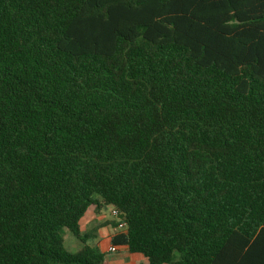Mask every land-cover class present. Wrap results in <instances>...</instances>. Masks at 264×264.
<instances>
[{
    "label": "trees",
    "instance_id": "trees-1",
    "mask_svg": "<svg viewBox=\"0 0 264 264\" xmlns=\"http://www.w3.org/2000/svg\"><path fill=\"white\" fill-rule=\"evenodd\" d=\"M91 207L149 264H264V0H0V264H108Z\"/></svg>",
    "mask_w": 264,
    "mask_h": 264
},
{
    "label": "crops",
    "instance_id": "crops-1",
    "mask_svg": "<svg viewBox=\"0 0 264 264\" xmlns=\"http://www.w3.org/2000/svg\"><path fill=\"white\" fill-rule=\"evenodd\" d=\"M108 208L100 211L95 207H91L81 220V231L88 234L90 237L88 243L93 246H98L102 250L108 264H149L148 259L139 254H131L127 247L114 246L111 244V238L119 232L120 229L112 225L113 222L117 221L105 218L103 212L107 211ZM100 229H106V231L101 236L95 235ZM112 246L115 248L114 251H110ZM81 247L82 244L77 240L75 250L79 251Z\"/></svg>",
    "mask_w": 264,
    "mask_h": 264
},
{
    "label": "rangeland",
    "instance_id": "rangeland-1",
    "mask_svg": "<svg viewBox=\"0 0 264 264\" xmlns=\"http://www.w3.org/2000/svg\"><path fill=\"white\" fill-rule=\"evenodd\" d=\"M103 214H104L105 218L113 219L114 221H118L117 218H115L112 215V208L111 207H109L107 211H104ZM105 231H106V229H100V231H98V233L96 232L95 235L101 236ZM63 237L65 239L64 248L66 249V251H68L69 253H72V254L77 253L78 250H75V244L77 243L76 238L69 231H66V230L63 232Z\"/></svg>",
    "mask_w": 264,
    "mask_h": 264
},
{
    "label": "built area",
    "instance_id": "built-area-1",
    "mask_svg": "<svg viewBox=\"0 0 264 264\" xmlns=\"http://www.w3.org/2000/svg\"><path fill=\"white\" fill-rule=\"evenodd\" d=\"M112 215L115 217V218H117V220L119 221L120 220V213H119V211L118 210H116V209H113L112 210ZM125 226H124V223H122V224H119V226H118V229H123ZM115 250V248H114V246H112L111 248H110V251H114Z\"/></svg>",
    "mask_w": 264,
    "mask_h": 264
}]
</instances>
